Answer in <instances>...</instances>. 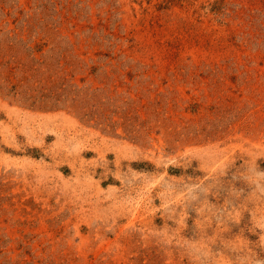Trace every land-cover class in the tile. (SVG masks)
Listing matches in <instances>:
<instances>
[{"label": "rangeland", "instance_id": "rangeland-1", "mask_svg": "<svg viewBox=\"0 0 264 264\" xmlns=\"http://www.w3.org/2000/svg\"><path fill=\"white\" fill-rule=\"evenodd\" d=\"M0 264H264V0H0Z\"/></svg>", "mask_w": 264, "mask_h": 264}]
</instances>
